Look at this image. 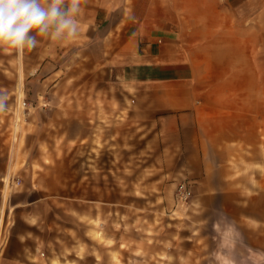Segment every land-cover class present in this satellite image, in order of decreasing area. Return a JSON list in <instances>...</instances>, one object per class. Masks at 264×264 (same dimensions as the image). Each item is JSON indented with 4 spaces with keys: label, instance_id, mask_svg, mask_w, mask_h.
<instances>
[{
    "label": "crops",
    "instance_id": "0c3cea01",
    "mask_svg": "<svg viewBox=\"0 0 264 264\" xmlns=\"http://www.w3.org/2000/svg\"><path fill=\"white\" fill-rule=\"evenodd\" d=\"M81 8L75 37L37 36L40 81L29 83L40 90V113L55 107L85 122L87 197L69 199L85 203L78 217L88 228L99 222L107 248L121 253L128 217L157 223L167 186L186 181L190 209L154 227L150 251H183L189 264H264V0H81ZM150 196L149 206L137 204ZM54 199L12 208L39 227ZM211 218L208 254V240L195 234H208ZM32 239L42 240L14 233L5 260L28 264Z\"/></svg>",
    "mask_w": 264,
    "mask_h": 264
},
{
    "label": "rangeland",
    "instance_id": "374dc122",
    "mask_svg": "<svg viewBox=\"0 0 264 264\" xmlns=\"http://www.w3.org/2000/svg\"><path fill=\"white\" fill-rule=\"evenodd\" d=\"M35 52V48H25L20 51L0 45V93L7 96V107L4 111H0V212L3 214L0 223V264H10L5 260V249L9 244V238L14 233L24 230L42 238L41 241L32 239L28 242L30 247L28 264H189L187 262L192 260H184L183 251L176 250L175 255L179 257H167L165 253V256L160 257L149 249V245L152 244L149 238L156 235L154 227L159 229L167 223L177 224L182 219L180 214L190 209L191 195L184 203L178 204L175 201L178 185L186 181H175L174 185L167 186L163 202L166 208L160 218L156 219L157 223L153 219L150 221L148 217L144 219L146 221L128 217L127 238L121 243V253L111 251L118 247L117 244L111 245L110 249L107 248L110 242L103 241L100 234L98 235L99 222H91L95 227L88 228L87 220L78 217L76 210L83 214L85 203L81 202V205L77 206L69 199L87 197L88 155L85 122H72L70 116H64L60 111L55 113L57 110L55 107H47L46 115L40 113L42 106L34 101L40 90L29 84L40 81L35 71L41 59L33 57ZM51 83L52 81H48L49 85ZM46 92H48L46 89L41 90V94ZM51 92L53 93L54 90ZM18 93H21L22 100L18 99ZM79 96L85 95L80 93ZM75 134L79 136L76 137ZM40 144H43L42 153L38 154ZM114 150H117V146L112 140L111 151ZM95 156H98L97 152ZM118 156L116 152L110 154L112 175L115 178L112 181L119 180V173L114 167V163L118 162ZM30 160L34 161L31 169L28 168ZM129 173L133 172L127 171L128 178ZM6 179L9 186L5 189ZM34 179L42 181V187L37 186V189H34ZM133 182L128 181V193L134 192ZM43 194L56 196L55 202L43 217L39 227L28 226L26 220H23V211L14 210L12 207ZM151 202H155L154 196L144 197L137 204L149 206ZM207 221L208 234L201 236L195 234V236H199L200 241L204 238L208 240L205 244L207 249L203 253L209 254L213 253L211 222L214 219ZM149 222L153 227H149ZM142 224L146 225L145 229L142 228ZM201 262L219 264L211 258Z\"/></svg>",
    "mask_w": 264,
    "mask_h": 264
},
{
    "label": "clouds",
    "instance_id": "9594fccd",
    "mask_svg": "<svg viewBox=\"0 0 264 264\" xmlns=\"http://www.w3.org/2000/svg\"><path fill=\"white\" fill-rule=\"evenodd\" d=\"M81 12V0H0V45L22 51L36 48L37 36L75 37ZM6 100L0 93V111Z\"/></svg>",
    "mask_w": 264,
    "mask_h": 264
},
{
    "label": "built area",
    "instance_id": "2783aa9c",
    "mask_svg": "<svg viewBox=\"0 0 264 264\" xmlns=\"http://www.w3.org/2000/svg\"><path fill=\"white\" fill-rule=\"evenodd\" d=\"M190 191L185 182H182L178 185L175 192V201L176 203H184L186 200L190 198Z\"/></svg>",
    "mask_w": 264,
    "mask_h": 264
},
{
    "label": "bare ground",
    "instance_id": "6f19581e",
    "mask_svg": "<svg viewBox=\"0 0 264 264\" xmlns=\"http://www.w3.org/2000/svg\"><path fill=\"white\" fill-rule=\"evenodd\" d=\"M20 74V73H19ZM19 83V82H18ZM18 88V87H17ZM22 90H23V88H22ZM21 98V99H20ZM18 99H20V100H22V96H21V93H18ZM8 183V182H7ZM7 183H5L6 185H7ZM6 187H8V185L6 186ZM6 199V198H5ZM5 201V200H4ZM4 210V209H3ZM1 213V212H0ZM2 216H3V214L1 213V215H0V223H1V219H3L2 218Z\"/></svg>",
    "mask_w": 264,
    "mask_h": 264
}]
</instances>
